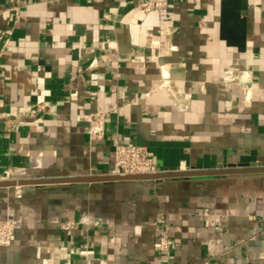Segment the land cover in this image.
<instances>
[{
  "label": "crops",
  "instance_id": "obj_1",
  "mask_svg": "<svg viewBox=\"0 0 264 264\" xmlns=\"http://www.w3.org/2000/svg\"><path fill=\"white\" fill-rule=\"evenodd\" d=\"M145 1L0 0V173L264 168V0ZM0 220V264H264V172L0 186Z\"/></svg>",
  "mask_w": 264,
  "mask_h": 264
},
{
  "label": "built area",
  "instance_id": "obj_2",
  "mask_svg": "<svg viewBox=\"0 0 264 264\" xmlns=\"http://www.w3.org/2000/svg\"><path fill=\"white\" fill-rule=\"evenodd\" d=\"M168 0H149L141 4L145 10L153 8L161 9L167 5ZM19 4L14 5V16H17L20 9ZM105 114L102 112H92L88 117V137L90 139H100L104 133ZM113 165L105 175L125 176V175H148L162 172L158 168L156 156L147 147L135 143H122L113 141ZM17 180L10 170L0 173V181ZM72 226L67 222L63 228ZM15 224L11 220H0V246H8L14 236ZM165 238H162L160 245L164 247ZM61 264H81L79 262L63 260Z\"/></svg>",
  "mask_w": 264,
  "mask_h": 264
},
{
  "label": "water",
  "instance_id": "obj_3",
  "mask_svg": "<svg viewBox=\"0 0 264 264\" xmlns=\"http://www.w3.org/2000/svg\"><path fill=\"white\" fill-rule=\"evenodd\" d=\"M251 172H264V168H238V169H209L201 171H178L176 169L165 170L162 172L148 174V175H125L113 176L103 175L97 177L79 176L69 179H47V180H9L0 181V186H15L25 184H39V183H56V182H73V181H90V180H138V179H161L169 177H186V176H202V175H215V174H239Z\"/></svg>",
  "mask_w": 264,
  "mask_h": 264
}]
</instances>
